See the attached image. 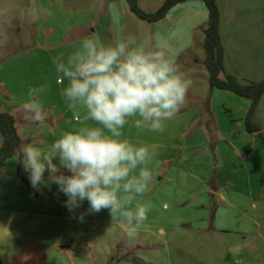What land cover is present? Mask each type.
Masks as SVG:
<instances>
[{"label":"rangeland","instance_id":"374dc122","mask_svg":"<svg viewBox=\"0 0 264 264\" xmlns=\"http://www.w3.org/2000/svg\"><path fill=\"white\" fill-rule=\"evenodd\" d=\"M122 1L128 6L126 0ZM122 1L34 0L33 3V0H0V67L8 60L18 63L15 71L22 80L17 79L15 83L19 85L32 83L37 87L47 82L50 89L43 94L42 101H54L59 105L62 101L59 90L61 85L56 82L57 74L52 57L60 53L67 54L80 46L78 42L81 41L82 34L77 29L78 22L90 20L99 24L100 21L113 19L119 30L129 20L147 23L132 12L129 14L133 19L128 17L120 5L114 6L115 2ZM164 1L139 0V5L146 12H154ZM216 1L221 11L223 74L234 75L241 83L264 79V0ZM205 10L207 12L206 6ZM182 24L171 33L162 32L159 28L156 31L151 30L149 39L155 42L156 38H159L162 41L164 35L166 37L164 43L169 45L175 54L179 45L185 46L189 38L188 23ZM133 27L129 21V29ZM173 41L177 47L170 44ZM193 52L202 58L205 57L203 47H195ZM187 61L188 54L183 55L181 62ZM197 69L200 83L203 81V75L207 74V69L205 66ZM185 75L192 80L185 103L189 106H184L191 112L189 114L193 115L198 110L202 111L205 118L211 119L210 123L206 122V126L204 125L207 131L221 129L245 134L244 140L240 137L236 141L251 148L249 160L248 151L243 150L240 158L244 163L237 164L239 169L244 165L247 176L242 178L240 175H232L229 167L222 166L217 160L212 172L203 171L201 174L198 170L189 172L187 165L178 172L172 169L171 181L164 182L161 179L163 174L166 173L168 177L171 172L165 166L160 167V161L156 156L150 165L153 181L148 191L137 198L140 203L149 206L148 218L138 228L134 239L127 237L125 225L119 218L112 221L108 210L89 213V204L84 201L74 213H70L64 206L67 197L61 192L54 193L61 196H56V200L67 212L63 222L67 219L65 224L68 225L65 226L64 233L61 230L58 232L59 236L55 231V225L45 236L48 240L51 239L52 244L62 240L60 247L63 250L50 249L45 252L52 262L264 264V95L253 117L254 122L262 129L261 137L257 133L246 131L245 118L251 104L249 99L229 91L210 89L211 93L206 94V99L199 105L189 102L190 95L202 96L203 91L199 85H195L189 75ZM207 112L210 116H207ZM46 113L49 118L50 112ZM179 114L165 122V133L188 128L186 125L189 126L187 121L190 123V120L188 118L182 120ZM60 120L61 117L56 118L57 128L50 125V122L39 125V128L43 129V134L37 139L38 146L43 149L50 148L53 143L51 135L60 129ZM198 125L203 124L201 122ZM127 127L132 129L131 125L125 126L123 129L125 138L131 142L142 139V135L138 137L140 130L133 128L128 133ZM191 130H196L193 124L189 131ZM154 133L156 132H147L151 136ZM210 141L212 143L213 140L210 138ZM171 142H177V139H166L167 145ZM170 162L173 161H168V164ZM201 169L203 167L199 170ZM65 173L67 174V171ZM45 187L46 185L40 186L38 190L40 196L44 195ZM209 188L220 190L226 196V201L221 202L217 196L211 194ZM81 213L85 214L83 222L78 219ZM76 241L78 244L74 246Z\"/></svg>","mask_w":264,"mask_h":264},{"label":"clouds","instance_id":"9594fccd","mask_svg":"<svg viewBox=\"0 0 264 264\" xmlns=\"http://www.w3.org/2000/svg\"><path fill=\"white\" fill-rule=\"evenodd\" d=\"M173 56L159 38L153 42L118 33L105 42L92 33L73 51L52 57L60 95L79 125L63 132L47 150L35 143L20 146L17 162L33 189L45 183L47 171L48 182L67 197L64 206L70 213L87 201L89 213L108 210L112 221L119 218L127 237L134 239L149 211L137 198L153 181L150 165L158 152L155 145L131 142L123 129L131 125L141 132L163 133L165 122L184 107L192 80ZM49 89L45 82L28 90L22 102L24 120L46 123L41 97ZM84 215L78 217L81 222Z\"/></svg>","mask_w":264,"mask_h":264},{"label":"crops","instance_id":"0c3cea01","mask_svg":"<svg viewBox=\"0 0 264 264\" xmlns=\"http://www.w3.org/2000/svg\"><path fill=\"white\" fill-rule=\"evenodd\" d=\"M115 3V7H119L120 5L121 9L126 11L127 16L132 18L131 14H129L131 12L129 6H126L123 1ZM129 21L132 26H134V29H129ZM129 21L120 30L116 27L117 24L113 19L107 21L103 20V22L100 21L99 24H95L90 20L87 22L85 20L78 22L77 29L80 30L82 34L80 38L81 41L78 43L80 45L83 38L92 33L99 34L101 39L105 42L112 41L118 33L124 36L134 35L138 39H149L151 30L156 31L157 28H159L162 32L168 31L171 33L172 30L178 29L183 25V22H186L188 23L187 31L189 35L187 44L183 47L179 45L173 58L178 68L186 72L185 74L189 75L193 79L195 85H199L203 91L202 96L190 95L191 98H189V102H195V104L199 105L202 100L206 99V94L211 93L209 73L207 71V74L205 76L203 75V81L199 83L197 69L198 67L205 66V57L202 58L198 56L197 53L193 52L195 47H203L204 29H206L208 22V11L206 12L205 10L204 2L202 0H188L178 4L169 11L166 18L153 24H143L135 20ZM88 27H90V29L87 30ZM197 34H199L198 37ZM162 38L161 42L164 43L166 37L163 35ZM167 38L169 37L167 36ZM170 44H174V47H177L174 41ZM187 54L188 61L182 63V56ZM10 61L11 60H8L6 63L4 62L0 67V112H7L15 117L17 131L22 142H27V144L35 143L38 146L39 142H37V139L43 134V129L41 127L39 128L38 124L24 120L22 111V102L27 98L26 93L34 86L32 83H22L20 85L15 83L17 79L22 80V78L19 73L15 71L18 63ZM32 64L33 62H31V65ZM225 75L227 74L222 73L221 76L225 77ZM61 87L62 86H60L59 90H61ZM43 97L44 95L42 94L41 98ZM61 99V105L55 104L54 101H42L44 110L50 112V116L46 119V122H50V125L57 128L56 118L61 117L59 122V124H61L60 129L51 135L53 142L58 139L63 132L71 130L79 124L77 115L67 107L62 97ZM184 106H189V104ZM187 109V107H184L179 112V116L182 120L186 118L190 120L191 124L187 121V124H189V126L186 125V128L188 127L187 129L168 134L165 132H156L152 134V136L147 134V131H145V133L141 132L138 137L142 135V139H135L133 143L155 145L158 152L157 159L160 161V167L165 166L170 172L172 169L175 172L181 171V169L184 166L187 167V165L189 172H192V170H198L200 174L203 171L212 172L215 162L218 160L222 166L229 167L232 175L236 174L245 178L247 175L244 165L239 169V164L237 163H244L243 159L240 158V153H242L243 150L248 151L249 160V150L251 148L245 144L240 145L241 143L236 141L240 137L241 140H244L245 134L240 131H224L221 129L207 131L204 125L206 122L210 123L212 120L207 119V117L205 118V115H202V111L197 110L191 115L189 114L191 112L187 111ZM208 115L210 116L209 112H207V116ZM83 116L84 112L81 111L79 113V119L82 120ZM88 122L90 123L91 121ZM201 122L203 125H198ZM192 124L196 130L189 131ZM48 128H50V126ZM133 128L134 127L129 129L127 127L128 133L132 131ZM167 138L177 139V142H171L167 145ZM210 138L213 140L212 143ZM149 139H153V141L151 142ZM1 143L2 136L0 134V145ZM47 149L49 148H45V150ZM168 161L173 162L168 164ZM54 162L58 163V160ZM16 164L17 157H13L9 159L5 167L0 169V258L5 264H56L48 258L45 252L50 249L63 250L60 247L62 240H57L59 242L52 244L51 239L48 240L45 236L49 234L50 228L53 230L54 225L58 236V232L61 230L64 233L65 226L68 225V223L65 224L67 219L63 222L67 212L64 210V206L61 207L60 203L56 200L57 197L61 196H59V194H54L60 193V191L56 184L48 182L49 174L46 171L44 174L45 183L40 185H46L44 189L45 193L43 196L34 195L33 191L29 190L19 178ZM202 167L203 169L199 170ZM222 169L224 168L222 167ZM61 170L64 172L67 171L66 169ZM251 171L252 170H250V172ZM166 175L167 174L164 173L161 178L164 182H167V180H170L173 176L172 172L169 173L168 177ZM237 178L239 179V176H237ZM222 185H224V183H222ZM209 191L211 194L217 196L221 202L226 201V196L220 190L215 191L209 188ZM54 209H56V213ZM77 241L74 243V246H77Z\"/></svg>","mask_w":264,"mask_h":264},{"label":"trees","instance_id":"16d2710c","mask_svg":"<svg viewBox=\"0 0 264 264\" xmlns=\"http://www.w3.org/2000/svg\"><path fill=\"white\" fill-rule=\"evenodd\" d=\"M188 0H165L154 12H146L139 5V0H126L130 11L140 20L147 23L158 22L168 15L169 11L176 5ZM208 11L207 27L204 29L203 49L205 52L204 64L209 73L210 89H218L232 92L240 97L251 101L245 118V127L248 133H257L262 137L261 127L254 122L253 117L257 106L264 95V79L241 83L236 76L224 72V47L220 35L221 11L216 0H202ZM0 134L2 143L0 145V169L7 165L9 159L17 157L20 146L23 144L16 127L15 117L7 112H0ZM17 174L27 188L39 195L38 191L31 186L28 173L23 170L21 164H16ZM0 264H5L0 258Z\"/></svg>","mask_w":264,"mask_h":264}]
</instances>
